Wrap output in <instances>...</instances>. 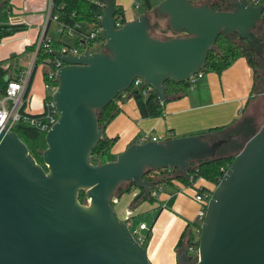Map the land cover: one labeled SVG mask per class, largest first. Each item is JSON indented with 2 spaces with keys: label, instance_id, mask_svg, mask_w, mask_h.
<instances>
[{
  "label": "water",
  "instance_id": "obj_1",
  "mask_svg": "<svg viewBox=\"0 0 264 264\" xmlns=\"http://www.w3.org/2000/svg\"><path fill=\"white\" fill-rule=\"evenodd\" d=\"M99 1L102 49L78 55L50 50L63 65L51 94L58 117L45 132L46 168L14 131L0 127V264H151L129 223L116 215V190L131 183L150 198L159 181L145 177L149 170L173 168L186 175L192 163L217 157L230 137L211 139L208 132L135 141L115 159L93 163L105 130L97 111L135 78L153 89L156 101L168 100L165 82L187 81L199 72L220 34L234 33L256 56L264 53L256 31L262 4L226 0L229 9L215 10L208 1L160 0L154 8L173 36L157 38L149 13L116 27L115 0ZM178 264H264V122L212 190L197 259L183 251Z\"/></svg>",
  "mask_w": 264,
  "mask_h": 264
},
{
  "label": "crops",
  "instance_id": "obj_2",
  "mask_svg": "<svg viewBox=\"0 0 264 264\" xmlns=\"http://www.w3.org/2000/svg\"><path fill=\"white\" fill-rule=\"evenodd\" d=\"M205 1L211 3L214 0ZM135 2L136 0L115 1L123 7L126 21L145 12L142 6L143 11L134 14L131 3ZM10 3L12 14L9 23L26 25L24 30L0 39V60L4 61V66L10 67L12 76L28 64L30 51L25 48L36 40L45 20L48 0H11ZM135 6L137 7L138 3H135ZM52 24L58 38L49 39L60 40L65 33L59 31V23L53 20L48 21L46 25L45 37H48ZM88 28L89 25L83 24L79 26L78 31L68 36L73 37L76 43L81 37V32H86ZM252 82V70L245 58L240 57L221 73H203L185 95L166 100L163 104V114L158 117H141L134 99L128 97L117 101L120 110L105 125L103 136L114 139L111 153L115 155L145 133H151L153 137L161 140L163 137L208 133L211 128L226 126L240 129L238 139H242L253 130H257L264 122V92L247 103ZM43 91V96L34 94L30 100L26 99L28 113L39 114L44 109V102L50 93L44 85V79ZM212 133L218 136L224 132ZM156 180L159 181V178ZM205 181L197 178L195 186L198 188L207 186ZM156 186L160 187L157 196L152 195L154 198L151 200L147 198L139 200L140 205L136 209L137 212L147 213L148 220H152L150 226L144 222L146 228L139 229L138 226L133 231L142 238V245L151 264H178L180 253L176 247L177 242L185 226L196 220L199 203L193 198L192 190L185 188L183 182L176 178H172L170 182L159 181ZM139 193L138 188L131 189L112 203L118 218L129 225L134 214L131 201ZM140 232L144 234L141 235Z\"/></svg>",
  "mask_w": 264,
  "mask_h": 264
},
{
  "label": "trees",
  "instance_id": "obj_3",
  "mask_svg": "<svg viewBox=\"0 0 264 264\" xmlns=\"http://www.w3.org/2000/svg\"><path fill=\"white\" fill-rule=\"evenodd\" d=\"M11 0H0V39L11 36L16 32L24 30L26 25L24 24H12L9 23V16L12 14V5L10 3ZM116 1V0H115ZM193 3H201L205 0H191ZM262 4L264 7V0H257V5ZM211 7L215 10L217 9H229V4L226 0H214L210 3ZM117 8L116 13L114 15V19H119L121 23H125L126 19L124 16V9L121 5L116 4ZM142 6L144 11L150 13L151 11L158 17H165L164 15H160L155 10V4L152 3L151 0H143ZM103 6L100 5L99 0H52V12L57 16V21L62 24L63 30L66 27H74L76 24L79 26L85 24L92 26L102 15ZM159 24H152L150 33L151 35L156 36L154 32L159 29ZM79 30V29H78ZM257 30H261V33H258L260 36L264 38V11H263V20L261 23L257 25ZM163 33L162 38H168V35H173L170 30L169 25L165 24V28L161 30ZM64 33V32H61ZM99 39L103 41L102 36H99ZM50 47L52 50H59L62 45H67L66 43L56 40L50 39ZM82 40H79V44H76L80 47V50H84L86 45L83 46ZM33 48V45L28 46L25 50L30 51ZM243 57L247 61L253 73V82L251 86V90L249 96L247 98V103L256 97L258 94L264 92V53L262 57L256 56L252 47L248 46L247 42L243 39H240L236 36V34H231L229 37H226L220 34L215 44L209 50L207 59L204 67L200 70L202 73L207 72H216L221 73L224 69L232 65L238 58ZM55 58L50 54V50L41 47L38 52L37 64L40 62L47 63L49 65L52 64ZM4 61L0 60V93H5V88L7 85L8 79L11 77L10 75V67L4 66ZM7 78V79H6ZM44 81H48L46 74L43 75ZM53 85H56V80L50 81ZM166 85V94L169 98H174L177 96H183L189 90V82H173L167 80L165 82ZM128 97L134 99L139 114L143 118H152L158 117L163 114V104L165 101L158 102L155 100L153 91L150 93L144 94L143 87H135L132 86L127 91ZM118 96L111 103H109L105 108L97 111L98 119L100 125H106L118 112L119 108L117 105ZM121 99V100H125ZM51 95H47L46 100H50ZM35 115V114H34ZM33 115V116H34ZM242 127V126H241ZM13 131L17 134V136L25 143L28 148L29 153L35 158V160L40 163L44 168L45 165L42 160V151L46 147L45 143V131L30 125L27 121L20 120L17 122ZM209 132H224L227 134H232L233 137H236L232 147H228V151H239L243 144H239L238 137L240 136V129L233 127H214L209 130ZM256 130H253L247 136H245V140H247L251 135H253ZM114 139L107 138L103 136V138L96 144L93 149L91 162L93 163H101L104 161H110L115 159L116 155L111 153V147L113 145ZM138 141V140H136ZM231 152H223L219 154L217 157L198 161L192 163L191 173L195 174L196 179L202 178L206 181L212 182L216 184L219 178L223 175L222 169H227L234 157ZM173 175H161L159 177V181L161 182H170L172 178H176L179 181L183 182V184H188L187 175H179L176 169L172 168ZM133 184L124 183L118 187L115 193V198L119 197L121 194L128 192L131 190ZM203 189V187H202ZM79 198L81 202H84V192L80 191ZM143 194L140 192L136 195L132 201L131 205L133 206L139 200L143 199ZM154 197L151 195L150 198ZM112 203V201H111ZM195 223H188L184 230L182 231L179 241L177 242V249L179 253L186 251L188 252L187 245L193 244L198 246V241L195 240V236L193 234L192 226H195ZM194 260V259H192Z\"/></svg>",
  "mask_w": 264,
  "mask_h": 264
},
{
  "label": "built area",
  "instance_id": "obj_4",
  "mask_svg": "<svg viewBox=\"0 0 264 264\" xmlns=\"http://www.w3.org/2000/svg\"><path fill=\"white\" fill-rule=\"evenodd\" d=\"M253 4L257 5V0H249ZM101 6H104L103 3L100 2ZM57 21V16L53 14L52 12V0H48V3L46 5V16L45 20L39 30V33L36 37L35 42L32 44L33 48L30 50V55L28 59V64L19 69L16 74L12 75L8 81L5 88V93L3 94V97L0 99V127L3 128L5 131H13V128L17 124L18 121L23 120L27 121L30 125H33L43 131H47L50 126L57 120L58 117V110L52 100H45L44 102V109L39 114H30L26 110V99H27V91L29 89V86L31 84L32 76L35 70V67L37 65V58H38V52L41 47L46 48L48 50H52L50 47V39L45 37V29L48 21ZM58 22V21H57ZM59 23V22H58ZM122 23L119 19L115 20V26L119 27ZM60 32H64L67 35H73L74 32L78 31L79 25L76 24L74 27H66L63 30V25L60 24ZM101 35V28L94 23L92 26H89V29L86 32H81V37L78 38L76 43L74 45H62L59 49L60 52L64 54L69 55H78L82 53L85 49L89 48L87 46L93 45L96 43H103L102 40L99 39V36ZM79 40H82L83 46L86 45V48L84 50H80V47L76 44H79ZM63 65L62 61L59 59H54L52 64L49 65L48 71H46V77L48 81H44L45 87L50 91L49 95H51L56 87V85H53L50 81L56 80V72L57 70ZM202 72H196L193 74L187 81L190 84V88H192L198 80L202 77ZM57 81V80H56ZM143 87L142 86V80L140 78H135L131 87ZM130 87V88H131ZM129 88V89H130ZM128 89V90H129ZM120 92L117 96L118 102L121 101V99H124L128 96L127 91ZM153 91V89L150 86L143 87V93L147 94ZM117 98V97H116ZM10 101V104L6 106V102ZM162 102V101H160ZM34 115V116H33ZM147 140H160L157 139V137H153L145 133L141 135L138 139V142H145ZM192 168V167H191ZM191 171V170H190ZM188 172L187 175V181L188 184H184L185 188H190L193 192V198L195 201L199 203V208L196 212V221H198V224L193 226L192 232L194 234L195 240L198 241V236L200 232V223L202 222L205 212H206V206L208 203V200L212 194V189L204 188H198L195 186L196 177L194 173ZM223 174L226 171V169H222ZM172 168H164V169H158V170H149L145 177L149 180H156L161 175H173ZM221 178V177H220ZM219 178V179H220ZM219 181V180H218ZM158 188L156 187L152 190L153 196H157L158 194ZM146 228L145 223H140L139 229ZM133 236L136 238V240L142 244V238L137 234L136 231H131ZM188 248V254L190 255L191 259L196 260L198 257V246H195L193 244L187 245Z\"/></svg>",
  "mask_w": 264,
  "mask_h": 264
},
{
  "label": "rangeland",
  "instance_id": "obj_5",
  "mask_svg": "<svg viewBox=\"0 0 264 264\" xmlns=\"http://www.w3.org/2000/svg\"><path fill=\"white\" fill-rule=\"evenodd\" d=\"M151 1H153V3L156 5L160 0H151ZM135 3H138L137 7L135 6ZM135 3H131V7L134 10V14H138L139 12L143 11V8H142L143 0H136ZM149 16H150V20H151L152 24L153 23L154 24H156V23L159 24L158 25L159 29H157L154 32V34L156 36H159V38H162L163 33H162L161 30H163L165 28V24H166V21H167L166 17H162V18L158 17L152 11L149 13ZM166 35L168 37L173 36L171 34L170 35L166 34ZM50 37H53V38H56V39L58 38V34L54 30V24L51 25V29H50V31L48 33V37L47 38H50ZM60 40L65 42L68 45H74V43H75L74 42V38L68 36L67 34H65V35L63 34L61 36ZM87 47L89 48L90 51H97V50H101L102 49L103 43L102 44L101 43H96V44H93V45H89ZM48 68H49V65L44 63V62H40V63H38L36 65V69H35V72L33 74V77H32V80H31V86H30L29 93H28L29 97L27 99L30 100V97H32L34 94L35 95H40V96L44 95V91H43V75H44V73H46V71H48ZM2 97H3V94L0 93V99ZM9 104H10V101H7L6 102V106H8ZM149 135H150V137L152 136L151 133H149ZM163 139H165V138L163 137L161 140H163ZM245 139H246L245 136L242 139H239V141H238L239 144H244V142L246 141ZM226 152L228 153V152H231V151L227 150ZM237 152H236V150L235 151L232 150L231 154L235 155ZM205 183L207 184V186H204V188L212 189V190L214 189V187H215L214 183L209 182V181H205ZM144 201L146 202V200H144ZM146 203H149V202L147 201ZM139 205H140V202H138L135 206L131 207L132 210L134 211L133 217L131 219V223L129 225L131 231H133L134 229H137L138 226L140 225L141 221H143V223L147 222L148 223V227L150 226L151 221H152V220H148L147 217H149V216H146V214H147L146 212H137L136 211V209H137V207ZM193 223L198 224V221L195 220ZM191 228H193V226ZM140 234L143 235L144 232H140Z\"/></svg>",
  "mask_w": 264,
  "mask_h": 264
},
{
  "label": "flooded vegetation",
  "instance_id": "obj_6",
  "mask_svg": "<svg viewBox=\"0 0 264 264\" xmlns=\"http://www.w3.org/2000/svg\"><path fill=\"white\" fill-rule=\"evenodd\" d=\"M256 31H257V33H261V30H257L256 29ZM221 137H224V138L230 137V140H229L228 143L222 145V147L220 148V151H219L218 154H221V153L227 151V148L228 147H232L234 142H236L235 140L237 139L236 137H233L232 134H227V133H221V135H218V136L213 135L210 138L211 139H216V138H221ZM191 231H193V230H191Z\"/></svg>",
  "mask_w": 264,
  "mask_h": 264
}]
</instances>
